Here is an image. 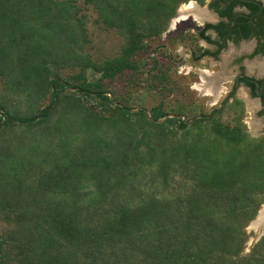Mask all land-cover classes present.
<instances>
[{
	"label": "trees",
	"instance_id": "obj_1",
	"mask_svg": "<svg viewBox=\"0 0 264 264\" xmlns=\"http://www.w3.org/2000/svg\"><path fill=\"white\" fill-rule=\"evenodd\" d=\"M188 1L84 0L122 39L100 57L76 0H0V264H264V234L243 251L264 133L249 134L242 101L188 124L128 96ZM168 70L152 58L142 82L171 92ZM60 108L80 129L55 139L38 128ZM34 136L41 152L15 144Z\"/></svg>",
	"mask_w": 264,
	"mask_h": 264
},
{
	"label": "flooded vegetation",
	"instance_id": "obj_2",
	"mask_svg": "<svg viewBox=\"0 0 264 264\" xmlns=\"http://www.w3.org/2000/svg\"><path fill=\"white\" fill-rule=\"evenodd\" d=\"M195 3L196 10H202L204 17L199 19L193 12H189L185 19L178 20L173 29H177L181 22L186 23L182 41L192 39L195 42L192 46L188 43L184 45L190 59L201 63L208 60L219 66L216 71L197 69L198 78L204 75L208 79L213 78L214 74L218 76L217 87L213 91L214 94L218 91L224 94L220 95V105L216 109L221 108L224 101L221 110L235 99L244 102L247 96L259 101L256 114L263 117L259 129L264 133V0H205L203 3ZM196 44L201 48L195 52ZM227 48L230 50L224 56L221 55ZM211 64L209 62L208 66ZM209 93L213 94L211 91ZM245 112L244 108L243 122L248 129Z\"/></svg>",
	"mask_w": 264,
	"mask_h": 264
},
{
	"label": "rangeland",
	"instance_id": "obj_3",
	"mask_svg": "<svg viewBox=\"0 0 264 264\" xmlns=\"http://www.w3.org/2000/svg\"><path fill=\"white\" fill-rule=\"evenodd\" d=\"M76 2L80 8L79 15L81 14L84 15L83 16L84 25L88 32V41L86 43V49L88 50V52L92 53L95 56H100V57L110 56L116 53L119 50L122 42L121 37L116 33L115 30H107L102 28L103 26L99 22H97L96 12L91 7L90 4L87 3L85 4L84 0H76ZM186 3L188 4V2ZM186 3H182L178 7L176 13L179 12L181 7ZM186 25H187L186 23L181 22L180 24L177 25V29H173L174 26H172L171 28L168 27L167 30L161 35V37L157 39H153L151 41V47L155 46L157 48L154 51L148 50L147 63L146 65H144L142 69V73L139 74L136 78L138 82L131 89H129L128 96L132 97L131 102L135 105L136 102L140 101L141 104L140 106L146 108L147 114H149V109L152 106L158 104L160 101L163 103L164 108L169 112H173L174 110L179 111V109H183L184 115L186 116V119L188 118V120L190 116H192L195 113L201 114L204 112V114H208L212 108H215L220 105V99L222 97L220 95L221 94L223 95L224 92L218 91L216 94L210 95V93L205 89L200 88L199 90L198 84L204 83L208 78L201 77V79H199L200 77L198 78L197 75L199 74V70L197 71V69L199 68H208L209 70L213 69L216 71L219 68V66L213 65V62L208 60L201 63L196 60L190 59L189 52L187 51V48L184 45L188 43L190 46H192L194 40L191 39L190 41L189 40L182 41L181 38L178 36L179 35L178 30H182L186 28ZM168 34L172 35L171 38H167ZM228 50H230V48H227V51L223 52L221 55L224 56L226 52H228ZM164 54L169 55L170 58L169 56H165ZM167 57L168 59H166ZM152 58L153 59L156 58L158 60V63L166 62L169 65L168 73L172 74V78L174 80L170 82L168 87H174L175 90L173 89L171 92L168 91L158 92L161 91L162 82L161 83L158 82L155 85V87L152 89L146 87L144 82H142L145 80L146 69L152 63ZM209 62L212 63L210 66H208ZM188 70L189 71L191 70L190 73H186ZM194 71H196L197 73H195ZM173 72L175 73V75H173ZM65 73L66 72L63 71V74ZM213 76L214 78L213 79L210 78V80H213L212 82H215L218 79V76H216L215 74ZM216 87L217 84H213L212 89L214 88L216 89ZM205 91L207 92L206 95L203 94L206 93ZM215 95L216 97H214ZM15 99L16 98L14 99L12 98L11 101L8 102L10 103L9 106H11V104L13 105L17 104L15 103ZM9 106L6 105V108ZM20 106L24 107L23 105ZM58 113L60 114L59 116L60 120L57 121V125L53 124L47 127H40V128L37 127V128L52 129V137L55 139L57 137H60L61 133L67 131H71V133H74L76 129H80L78 128V125L73 121L74 119L77 118L81 119L80 114L71 113L70 115H66L69 112H66V110H64L63 108H60L58 110ZM224 116H226V114ZM247 116L248 113H245L244 118L248 119ZM206 126H208V124L203 125V127ZM247 131L251 136H258L262 134L261 129L248 128ZM12 143L14 144L15 142ZM15 144L22 145L25 148L29 147L32 149H37L36 148L37 141L35 139V136L32 138L23 139L22 141L17 140ZM62 148H71V145L67 144L64 145ZM38 151L41 152L40 150ZM34 153L35 151L33 152V154ZM249 223L246 226V230L247 232H250V236L246 242L245 249L243 250L244 252H247L250 249L251 246L248 247V244L254 235L253 228H249L248 226Z\"/></svg>",
	"mask_w": 264,
	"mask_h": 264
},
{
	"label": "water",
	"instance_id": "obj_4",
	"mask_svg": "<svg viewBox=\"0 0 264 264\" xmlns=\"http://www.w3.org/2000/svg\"><path fill=\"white\" fill-rule=\"evenodd\" d=\"M190 1H194V0H189L188 3ZM195 2V1H194ZM172 21V19H171ZM175 25V24H174ZM171 27V23L169 25V28ZM225 101L223 103V106L219 109H215L211 114H196L195 116L191 117L189 120L186 119V116L184 114H173V113H168L167 115H165L162 119L168 117V116H181V118L186 122V123H191L194 119L196 118H206V117H211L213 115H215L219 110H221L224 107ZM150 117V116H149ZM162 119H157V121H161ZM249 228H253L254 230V235L251 239V241L248 244V247L252 246V244L257 241L261 235L264 234V202L261 204L260 208L258 209V212L256 214V216L254 217V219H252L249 223Z\"/></svg>",
	"mask_w": 264,
	"mask_h": 264
},
{
	"label": "bare ground",
	"instance_id": "obj_5",
	"mask_svg": "<svg viewBox=\"0 0 264 264\" xmlns=\"http://www.w3.org/2000/svg\"><path fill=\"white\" fill-rule=\"evenodd\" d=\"M196 3L194 1H190L188 4H184L181 9L179 10L178 14H176V16L172 19L171 21V27L172 26H175L176 23L178 22V20H182V19H185L186 16L188 15L189 12H193L194 13V16L199 18V19H202L204 17V14L202 12V10H196ZM193 16V15H192ZM175 24V25H174ZM206 70V69H205ZM209 72V71H208ZM207 72V74H208ZM211 73V72H210ZM204 74V73H203ZM217 74V73H216ZM205 76V75H204ZM202 76V77H204ZM210 77V75H208ZM207 76V77H208ZM213 76V75H212ZM214 78V76H213ZM212 78V79H213ZM216 80V78H215ZM213 80H210V79H206V81L202 84H198V87H199V90L200 88L201 89H205L206 91L210 92L211 93L215 91H213V89L211 88L213 86V84L215 83L216 84V81L215 82H212ZM209 87V88H208ZM219 87V86H218ZM216 97V95L214 96Z\"/></svg>",
	"mask_w": 264,
	"mask_h": 264
},
{
	"label": "crops",
	"instance_id": "obj_6",
	"mask_svg": "<svg viewBox=\"0 0 264 264\" xmlns=\"http://www.w3.org/2000/svg\"><path fill=\"white\" fill-rule=\"evenodd\" d=\"M243 106L245 108V113H248V119L244 118L247 127L251 129H259L263 124V117L257 116V109H259L260 103L255 98L247 96L244 100Z\"/></svg>",
	"mask_w": 264,
	"mask_h": 264
}]
</instances>
